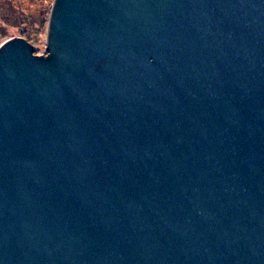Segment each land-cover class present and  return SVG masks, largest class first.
<instances>
[{
    "label": "water",
    "instance_id": "95a60500",
    "mask_svg": "<svg viewBox=\"0 0 264 264\" xmlns=\"http://www.w3.org/2000/svg\"><path fill=\"white\" fill-rule=\"evenodd\" d=\"M0 264H264V0H55L44 54L4 42Z\"/></svg>",
    "mask_w": 264,
    "mask_h": 264
},
{
    "label": "rangeland",
    "instance_id": "374dc122",
    "mask_svg": "<svg viewBox=\"0 0 264 264\" xmlns=\"http://www.w3.org/2000/svg\"><path fill=\"white\" fill-rule=\"evenodd\" d=\"M54 1L51 0V4L47 2V8H42L45 3L41 1L29 3L30 0H0V25L5 27L8 37L22 36L33 45L35 54H44L47 49L49 17ZM23 4L31 7L29 10L23 9ZM37 5L41 8H37ZM5 37L0 30V46Z\"/></svg>",
    "mask_w": 264,
    "mask_h": 264
},
{
    "label": "trees",
    "instance_id": "16d2710c",
    "mask_svg": "<svg viewBox=\"0 0 264 264\" xmlns=\"http://www.w3.org/2000/svg\"><path fill=\"white\" fill-rule=\"evenodd\" d=\"M36 1H41V2H44L45 4L43 5V7L42 8H47V2H49V4H51V0H30V2L29 3H34V2H36ZM53 1V0H52ZM19 4H22V3H20L19 2ZM31 6H29V5H25V4H23V9H28L29 10V8H30ZM37 8H41V6L39 5H37L36 6ZM29 16V15H28ZM29 18H30V16H29ZM29 18H28V20H29ZM5 27L3 26V25H0V30L1 31H3V34H5L6 35V37L4 38V40L1 42V45L5 42V41H7L8 39H10L11 37H8L9 35H7V30L6 29H4Z\"/></svg>",
    "mask_w": 264,
    "mask_h": 264
},
{
    "label": "bare ground",
    "instance_id": "6f19581e",
    "mask_svg": "<svg viewBox=\"0 0 264 264\" xmlns=\"http://www.w3.org/2000/svg\"><path fill=\"white\" fill-rule=\"evenodd\" d=\"M13 38V37H12ZM9 40V39H8ZM6 42V41H5Z\"/></svg>",
    "mask_w": 264,
    "mask_h": 264
}]
</instances>
